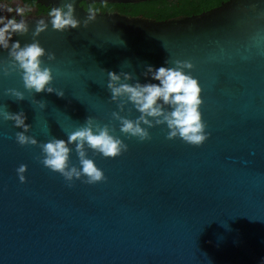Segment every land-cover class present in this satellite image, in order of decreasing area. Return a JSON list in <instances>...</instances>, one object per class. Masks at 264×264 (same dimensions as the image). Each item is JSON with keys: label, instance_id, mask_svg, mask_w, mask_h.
<instances>
[{"label": "water", "instance_id": "1", "mask_svg": "<svg viewBox=\"0 0 264 264\" xmlns=\"http://www.w3.org/2000/svg\"><path fill=\"white\" fill-rule=\"evenodd\" d=\"M148 1L77 0L76 15L83 22L95 3ZM47 2L59 7L65 0ZM46 17L29 18L32 30ZM32 39L31 32L13 37L22 46ZM38 39L57 55L53 86L64 97L29 93L14 72L0 75V107L23 111L28 135L41 143L66 139L93 116L129 150L104 158L89 149L107 180L68 187L40 163L38 145L16 142L22 129L0 120V264H264V0H229L166 21L97 13L86 29L60 33L50 25ZM8 55L0 49V59ZM167 60L194 65L211 133L202 146L168 140L166 126L151 128L149 141L129 139L112 118L119 107L107 72L158 83L144 77L145 66ZM9 88L25 91L26 99L5 96ZM33 99L48 107L40 111ZM121 115L140 114L129 104ZM71 162L79 165L75 151ZM22 164L23 183L16 171Z\"/></svg>", "mask_w": 264, "mask_h": 264}, {"label": "clouds", "instance_id": "2", "mask_svg": "<svg viewBox=\"0 0 264 264\" xmlns=\"http://www.w3.org/2000/svg\"><path fill=\"white\" fill-rule=\"evenodd\" d=\"M76 4L77 0H65L59 7L48 8L47 17L37 19L33 31L29 17L34 11V0L33 3L0 0V49L9 53L7 59H0V75L9 76L19 72L27 92L35 95L54 93L64 97V89L53 86L55 74L50 65L57 60V55L43 47L38 38L50 25L53 31L65 33L81 27L86 29L97 20L99 9L88 6L86 18L81 22L76 15ZM30 32L33 38L31 43L22 46L20 40L13 41V37L25 36ZM171 64L174 66H168L170 63L167 60L159 68L145 66L144 77L158 83H141L130 71H108L107 89L111 100L119 107V111L112 112V118L120 122L119 131L129 139L149 141L152 139L151 128L166 126L168 140L180 139L192 146H202L211 135L203 118L202 85L190 74V70L194 69L192 62L175 60ZM4 94L18 101L26 99L25 91L15 88L6 89ZM32 104L40 111L48 107L44 100L33 99ZM129 104L140 114L135 119L121 115ZM0 120L12 121L15 128L22 129L16 132V142L21 146L38 145L41 149L40 163L50 171L61 174L68 187H73L77 180L89 185L107 180L103 169L94 158L89 157V149L104 158H116L129 150V145L113 134V127L101 124L93 116L67 133L66 139L52 136L43 143L35 136L28 135L32 125L26 123L27 116L23 111L11 113L3 105L0 107ZM73 151L78 157V166L71 162ZM27 169L26 164L16 169L22 183L27 181Z\"/></svg>", "mask_w": 264, "mask_h": 264}, {"label": "trees", "instance_id": "3", "mask_svg": "<svg viewBox=\"0 0 264 264\" xmlns=\"http://www.w3.org/2000/svg\"><path fill=\"white\" fill-rule=\"evenodd\" d=\"M229 0H154L138 4L95 3L97 13L117 12L129 17H145L166 21L178 17H190L219 7ZM85 6L84 3L81 4ZM86 7V6H85Z\"/></svg>", "mask_w": 264, "mask_h": 264}, {"label": "flooded vegetation", "instance_id": "4", "mask_svg": "<svg viewBox=\"0 0 264 264\" xmlns=\"http://www.w3.org/2000/svg\"><path fill=\"white\" fill-rule=\"evenodd\" d=\"M23 3H33V0H21ZM42 2V4H41ZM45 5H44V4ZM47 2V0H34V11L30 15L29 18H35V17H43L47 16V9L51 7V5ZM11 15V14H9Z\"/></svg>", "mask_w": 264, "mask_h": 264}]
</instances>
